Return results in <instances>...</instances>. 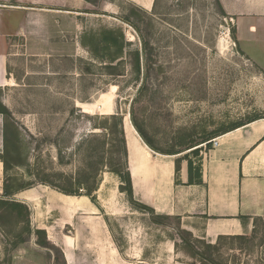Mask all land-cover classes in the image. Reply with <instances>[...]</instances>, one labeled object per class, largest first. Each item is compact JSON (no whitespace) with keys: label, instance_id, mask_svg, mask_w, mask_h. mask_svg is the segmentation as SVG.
<instances>
[{"label":"rangeland","instance_id":"rangeland-1","mask_svg":"<svg viewBox=\"0 0 264 264\" xmlns=\"http://www.w3.org/2000/svg\"><path fill=\"white\" fill-rule=\"evenodd\" d=\"M79 11L77 52L65 48L59 56L19 58L9 68V86L0 87V105L10 112L7 117L0 113V156L6 149L8 118L19 128L18 154L27 163L15 165L13 152V165L5 171L0 158V198L7 177L31 183L30 188L52 183L64 189L80 179V192L85 193L98 172L95 197L111 213L110 226L127 262L264 264V220L249 236L222 237L213 243L189 234L177 217L156 216L121 191L120 177L106 167L107 136L94 129L96 116L119 113L134 149L138 141L129 129V114L155 152L181 151L178 159L198 161L208 135L264 118V67L233 38V20L217 0H154L151 8L132 0H91L90 8ZM106 29H121L125 35L123 54L114 62L96 56L83 40ZM194 143H199L198 154L192 152L196 147L187 149ZM1 213L0 230L9 246L0 254V264H11L12 244L31 233L22 230L16 212ZM189 240L194 248L186 244ZM54 251L60 255L57 248ZM136 251H142L144 259H132ZM55 264L62 262L57 259Z\"/></svg>","mask_w":264,"mask_h":264},{"label":"crops","instance_id":"crops-1","mask_svg":"<svg viewBox=\"0 0 264 264\" xmlns=\"http://www.w3.org/2000/svg\"><path fill=\"white\" fill-rule=\"evenodd\" d=\"M132 1L144 8L154 3ZM220 3L233 20L242 51L264 67V0ZM90 6L91 0H0V87L9 86V68L19 58L59 56L65 48L77 52L79 10ZM217 138L219 144H210L195 161L202 165L203 182L194 184L188 183L187 159L180 162L177 182L176 154H159L148 146L133 157L127 141L135 199L156 214L177 217L183 229L212 243L221 237L249 236L264 220V118ZM15 196L30 209L32 233L13 249L11 264H55L57 259L62 264H134L125 260L110 226L111 213L100 201L50 186ZM37 229L46 232L50 247L39 243ZM6 246L0 230V254ZM143 254L136 251L132 259H144Z\"/></svg>","mask_w":264,"mask_h":264},{"label":"trees","instance_id":"trees-1","mask_svg":"<svg viewBox=\"0 0 264 264\" xmlns=\"http://www.w3.org/2000/svg\"><path fill=\"white\" fill-rule=\"evenodd\" d=\"M218 4L221 6V9L223 10L224 15H227L226 12L224 11L220 0H217ZM231 33L233 35V38L235 41L237 40V34H236V29L233 27L231 29ZM84 44H89L91 50L93 53L98 56L99 58H108L110 61L114 62L118 60L122 54L123 50L125 47V35L122 32L121 29H106L102 30L99 34L98 33H90L87 34L83 37ZM86 41V42H85ZM238 41V40H237ZM114 68V65H111ZM135 69L137 72V75H140L141 72V61H140V53H136V64H135ZM0 113L4 114L6 117L10 116L9 110L4 107L3 105H0ZM99 122L96 123L94 129H102L103 132H105L107 136V144H108V150L107 153H109V160L106 163V167L108 168L109 171L114 172L116 175H118L122 181V184L120 185V189L123 192H126L130 198L131 201L136 202L141 208L143 209H149L153 211L155 214L156 212L154 211L153 208L150 206L141 203L137 201L134 197V191H133V184H132V178H131V173L128 167V144H127V135H126V130H125V125H124V118L121 114L119 113H114L110 115H98L95 117ZM261 117H255L248 121L247 123L257 120ZM133 123L134 126L136 127L137 131L139 134L143 137L145 140L146 144L149 145L150 147L153 148V145L151 141L145 136L142 128L139 126L137 123L136 119L133 116ZM246 123L242 122H237L231 127L224 129L220 133L215 132L212 135H208L205 137V141L207 142V147H210V141L213 137H216L222 133L228 132L230 130H233L235 128L241 127ZM20 132L18 126L13 122L10 121L7 118V121L5 123V128H4V137H5V144H6V149L3 155L0 156L2 162L4 163V170L8 171L11 169L13 162L11 163L10 158L12 157L11 154L14 152L16 153V157H14V163L15 165H25L27 163H23L21 159L19 158V148H20ZM12 137V138H11ZM199 143H194L191 144L187 149L194 148L198 146ZM13 146V147H12ZM200 147H196L192 150L193 153L198 154L199 153ZM14 150V151H13ZM181 151H175V152H166L165 154H178ZM188 161V170H189V184H194V183H202L203 182V173H202V165L201 163L195 162L190 157H186ZM180 162L181 159H177L176 161V178L177 182H180L179 180V173H180ZM75 183L72 185L73 187L71 189H64L60 188L52 183L51 185L53 188L69 195H87L89 196L92 201L96 202V197H95V192L99 188V173L97 172L94 175V181L91 185H88L87 191L85 193H81L80 189H82L81 184L82 181L80 179H74ZM32 185L31 183H23L22 181L16 180L14 182H10L9 178L4 179V185H3V190L4 194L3 197L0 198V211L5 210V213L8 214H14L15 212L17 213L16 216H18L19 223L23 224V231L32 233V229L30 227V209L29 207L14 199V195L22 189H27L30 188ZM4 216V213L0 214V220ZM156 216H165V217H170L168 215H160L156 214ZM3 227L0 221V228ZM4 230V228H2ZM5 231V230H4ZM189 234L192 235L191 232L187 231ZM37 235L39 236V243L43 246L50 247V243L46 239V232L44 230H36ZM232 237H243L242 235H237V236H232ZM222 238V237H221ZM24 238H20L18 241H15L12 244V248L18 247V245L22 242H24ZM191 241L189 240L186 242L189 247L194 248L193 245L190 243Z\"/></svg>","mask_w":264,"mask_h":264},{"label":"bare ground","instance_id":"bare-ground-1","mask_svg":"<svg viewBox=\"0 0 264 264\" xmlns=\"http://www.w3.org/2000/svg\"><path fill=\"white\" fill-rule=\"evenodd\" d=\"M130 37L132 39H134V35L130 34ZM112 88H113L114 91L117 90V86H115V85ZM127 123H128L130 131L133 133L134 137L138 141L137 143H134V146H135L134 149L133 148L131 149L132 156L135 157L138 154H140V152H142L144 150L141 147H148V145L141 139L137 129L134 127V125H133V123H132V121H131V119L129 117V114H127ZM149 149H150V147H149Z\"/></svg>","mask_w":264,"mask_h":264},{"label":"built area","instance_id":"built-area-1","mask_svg":"<svg viewBox=\"0 0 264 264\" xmlns=\"http://www.w3.org/2000/svg\"><path fill=\"white\" fill-rule=\"evenodd\" d=\"M208 143L212 144L213 147H216L219 144V141H218V138L216 137V138L210 140ZM206 145H207V143H206Z\"/></svg>","mask_w":264,"mask_h":264}]
</instances>
